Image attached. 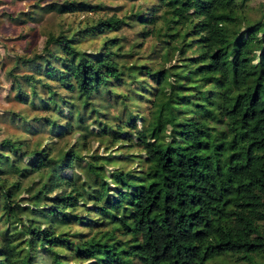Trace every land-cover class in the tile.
Segmentation results:
<instances>
[{
	"label": "trees",
	"instance_id": "1",
	"mask_svg": "<svg viewBox=\"0 0 264 264\" xmlns=\"http://www.w3.org/2000/svg\"><path fill=\"white\" fill-rule=\"evenodd\" d=\"M237 5V0H158L148 18L143 9H135L132 15L145 28L142 35L154 34L163 43L162 60L169 59L170 51L178 54L180 63L168 67L119 63L113 39L103 40L91 56L70 34H47L42 50L56 61L43 57L46 73L57 72V78L66 83L72 78L74 82L68 85L77 89L82 105H93L98 115L103 110L91 97L103 86L106 100L118 99L132 120L137 117L125 102L126 94L112 88L117 87L113 80L120 79L124 68L138 89L145 85L154 89L156 97L144 118V132H136L146 166L113 169L114 198L104 173L89 162L100 178L98 199L103 202L94 207L96 229L84 238H70L67 230H56L55 220L81 218L75 209L81 196L77 191L83 190L85 181L75 173L60 178L49 167L54 161L52 148H35L31 168L48 166L43 173L52 175L23 203L13 195L18 181L0 185L1 216L6 224L0 236V264H36L40 247L51 254L48 264H67L54 246L67 247L74 260H91V264H208L219 255L246 262L254 261L255 255L264 259V17L236 27ZM94 8L83 0L56 6L59 12ZM121 20L116 16L98 19L90 28L110 30ZM185 37H190L187 42ZM52 44L61 53L52 52ZM184 46H192L195 53L187 56ZM132 68L141 73L133 75ZM171 76L177 81L168 88ZM187 81L204 86L198 98L179 92ZM47 90L52 98L53 89L47 86ZM180 97L201 106L205 116L177 118ZM100 123L120 130L118 125ZM60 155L67 163L73 157L83 158L71 148ZM109 156L102 158L109 162ZM19 172L26 174L22 168ZM59 178L62 182L58 183ZM57 187L60 191L49 195ZM26 209L35 214L31 217ZM33 215H39V221ZM41 219L45 221L42 227Z\"/></svg>",
	"mask_w": 264,
	"mask_h": 264
},
{
	"label": "rangeland",
	"instance_id": "2",
	"mask_svg": "<svg viewBox=\"0 0 264 264\" xmlns=\"http://www.w3.org/2000/svg\"><path fill=\"white\" fill-rule=\"evenodd\" d=\"M68 1L73 0H0V166L3 169V172H0V185L10 186L18 181V188L13 195L20 197L23 203L29 193L41 187L44 178L48 179L52 175L43 173L49 170V167L62 179L70 178L75 173L80 181H85L83 190L80 187L77 191V195L81 193V196L75 209L81 218L77 221L72 217L64 221L55 220V224L57 231L67 230L70 238H84L96 229L92 219L98 214L94 213V207L96 203L103 202L102 198L98 199L100 178L89 168V162L96 165L97 171L104 173L111 185V196L117 197L113 186L115 181L111 179L112 170H130L138 164L145 169L146 163L142 161L145 151L137 139L136 132H144V118L148 117L156 94L150 85L138 89L124 68L120 79L113 80L118 82L117 87L112 88L126 94L125 102L137 117L134 116L132 120L118 99L106 100L103 94L106 87L103 86L96 89L91 97L95 105L103 110L102 115H98L93 105H82L76 94L77 89L74 90L75 88L68 85L74 82L72 78L66 83L57 78V72L53 75L46 73L45 58L51 63L55 60L46 56L42 50L47 34H57L61 31L70 34L75 44L91 56L98 47H102L103 40L113 39L119 50L114 57L124 65L146 63L160 68L178 64L180 61L175 50L170 51L169 59L162 60L163 43L156 41L154 34L143 36V23L132 15L135 9L141 8L144 18L151 17L158 0H83L95 6L94 10L59 12L56 9L58 4ZM237 2V15L233 17L236 27L263 19L264 0ZM29 14L34 16L32 20L28 18ZM110 16L121 17L122 20L115 23L110 30L99 31L97 27L90 28L98 19ZM189 38L185 37V41ZM184 47L187 56L195 53L192 46ZM51 51L61 53L57 44L51 45ZM35 54L40 56L34 57ZM178 66L182 67L180 64ZM132 71L133 75L141 73L135 68H132ZM146 77V80L150 81L149 76ZM168 80L170 88L177 78L171 76ZM150 82L152 83V80ZM196 84L199 82L187 81L180 86L179 92L198 98L199 88L204 86L195 87ZM47 86L53 89L52 98L48 97ZM176 104L177 118L205 116L201 106L183 97H180ZM100 121L118 125L120 130L101 127ZM9 141L15 147H12ZM41 147L52 148L50 154L54 156V164L35 170L31 168L29 161L36 156L35 148ZM70 148L83 158L77 156L73 157L71 162H65L60 154ZM108 153L109 162L102 158ZM20 168L21 173H26L25 175L20 174ZM60 178L58 183L62 182ZM2 190L3 186L0 187V195ZM58 191L59 187L49 195L53 196ZM44 199L50 202L49 198ZM27 211L29 210L26 209ZM29 214L32 217L35 213ZM33 217L39 221V215ZM3 221L0 209V236L6 225ZM44 222L41 219L39 226L42 227ZM29 227L30 225L27 226ZM54 247L67 264H91V260H74L72 251L67 247ZM50 260L51 254L48 250L42 247L36 249V264H48ZM208 264H264V259L255 255L254 261L246 262L232 255H219L209 259Z\"/></svg>",
	"mask_w": 264,
	"mask_h": 264
}]
</instances>
